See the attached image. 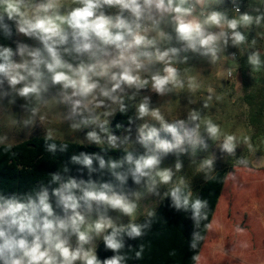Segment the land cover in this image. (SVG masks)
<instances>
[{"label": "clouds", "instance_id": "9594fccd", "mask_svg": "<svg viewBox=\"0 0 264 264\" xmlns=\"http://www.w3.org/2000/svg\"><path fill=\"white\" fill-rule=\"evenodd\" d=\"M242 3L0 0V35L33 41L16 40L14 48L0 44V129L30 135L40 126L44 149L56 155L68 152L67 143L55 142L58 134L65 139L61 126L67 125V134L84 132L83 139H76L81 145L99 149L70 156L68 163L79 166L78 176L70 175L65 164L49 173L46 184L10 195L0 192V264H128L133 246L127 241L152 230L165 200L175 212L189 214L188 247L196 253L192 259H199L213 227L210 205L183 174L182 157L205 182L216 179L217 162L225 157L248 172L264 168V155L256 158L262 151L250 135L238 136L208 114L225 93L206 84L205 69L190 63L198 59L209 65L220 87L234 77L242 87L237 79L241 55L250 75L264 72L256 34L249 39L253 30L264 28V0H249L246 11ZM230 47L238 52H229ZM205 88L198 101L196 94ZM151 93L163 103L153 106ZM182 93L187 105L200 106L170 119L165 109L181 107ZM18 99L23 101L20 116L12 110ZM118 113L127 116V126L115 124L119 135L112 127ZM10 140L0 131V145L10 149ZM213 146L219 156L209 151ZM238 148L248 154L237 157ZM201 152L207 155L201 158ZM170 155L174 164L162 166ZM105 174L110 179L104 180ZM223 179L244 187L236 171ZM143 210L146 218L138 222ZM235 230L245 228L238 223ZM100 242L111 256H98ZM135 248V259H142L144 245Z\"/></svg>", "mask_w": 264, "mask_h": 264}, {"label": "rangeland", "instance_id": "374dc122", "mask_svg": "<svg viewBox=\"0 0 264 264\" xmlns=\"http://www.w3.org/2000/svg\"><path fill=\"white\" fill-rule=\"evenodd\" d=\"M248 2H245L243 5V11L247 10ZM251 3H255L256 0H250ZM230 7V6H229ZM257 36L258 43L257 48L264 54V38H261V35L264 34V28L258 29L255 33L253 30L249 39ZM17 40H21L26 43H33V41L19 36ZM229 52H238L235 48H229ZM192 65H194L197 69H205L202 73L207 76L205 83H213L217 85V91L225 93V98L222 103L214 104L213 109L208 113L213 117V119L217 120L221 123L227 130L234 132L238 136L240 135H250L252 137V142L256 144L262 152H257L256 158H259L261 155H264V72H252L250 75V68L246 63V56H240V68L238 69L237 79L241 83L242 87H239L236 83L235 77L231 81H222L224 87H220L218 82L215 80V73H211V68L205 62L193 59L190 61ZM207 89H203L198 92L195 98L199 101L204 98ZM143 94H150L148 92H144ZM153 106H158L159 103H163V100L159 98L156 94L151 93ZM187 94L182 93L180 96L181 107L176 108H166L165 111L169 114L170 119H175L179 116H182L184 112H186L190 107H199L198 105H187ZM248 97L252 98L255 102V115L252 109V106L248 102ZM175 99V96L171 97ZM167 99V98H165ZM23 103L22 100L17 101V105L13 106V112H15L18 116L23 115L22 110L19 108V104ZM202 104V102H201ZM139 123V121H137ZM0 131H5L9 135L10 144H15L23 139L32 137L34 135H43L44 130L42 127L37 126L34 130H32L31 134H28V130L23 131H8L7 129H0ZM61 131L65 132V139L69 141L77 142L76 139H83L84 132H78L75 134H67L68 129L67 125L61 126ZM87 131V130H84ZM121 134V133H119ZM118 134V135H119ZM56 138H63V134H58ZM211 144V142H209ZM139 147V146H137ZM209 151L216 152L219 156V150L213 146ZM244 152V153H243ZM241 154L247 155V151L243 148L237 149V157ZM200 157L207 155V153L201 152ZM184 160V172L183 174L191 179L193 191L195 187L202 184L205 180L203 178V174H196L194 167H189V161L187 157H182ZM175 157L169 156L164 162L162 166H171L174 164ZM220 166H231L233 167L232 171H236L238 176L240 177L241 182L244 187L240 188L234 186L230 182L226 185L225 194L227 198L230 199L231 205V217L234 219V200L237 203L239 208L237 209V216H241V221L238 222L241 224V227L245 228L244 232H248L250 237L255 238L253 242V247L246 248V253L244 250V255L247 260L252 262H264V223L262 218L256 220L258 215L253 216L252 210L249 205L253 202V198L258 199L259 204L264 203V168L259 170L248 172L241 168L235 167L234 162H232L231 157H225L223 159L218 160L217 167ZM164 189H162L163 191ZM255 218L254 229H252L250 219ZM236 223V224H238ZM253 230V232L251 231Z\"/></svg>", "mask_w": 264, "mask_h": 264}, {"label": "trees", "instance_id": "16d2710c", "mask_svg": "<svg viewBox=\"0 0 264 264\" xmlns=\"http://www.w3.org/2000/svg\"><path fill=\"white\" fill-rule=\"evenodd\" d=\"M249 0H243L244 4ZM17 36L11 40H5L0 35V44H7L15 47ZM248 102L252 106L254 117L255 102L248 97ZM131 114V113H130ZM116 123H122L127 126V116L117 114L113 118L112 127L116 134L120 130L115 129ZM43 135H34L15 144L11 148L7 144L0 145V192L10 195L13 192H25L39 184H46L50 180L49 173L60 171L65 164L71 169L70 175L78 176V165H72L69 162L70 156L79 151H99L95 145L83 146L78 141H66L55 139L56 143H67L68 152L64 154L53 155L44 149ZM6 149H9L6 151ZM15 153V155H13ZM112 155L119 157L121 152H114ZM231 166L217 167L216 179L210 182H203L195 187L194 192L209 201L210 214L209 222L213 216L219 196L224 186V176L226 172L232 171ZM83 178L87 179V172L84 171ZM98 174H93V179H97ZM104 180L110 179L108 174L103 177ZM131 184V181L129 182ZM170 201L165 200L157 207V216L154 219L152 230L140 240H128L127 243L133 246L131 251L127 252L130 257L128 264H195L192 259L196 254L189 250L188 243L192 231V222L187 219L189 214L177 213L168 207ZM143 216L138 222L143 221ZM139 244L144 245L142 259H135V247ZM202 245V244H201ZM201 248V246H200ZM175 252V255L170 253ZM200 249L198 250L199 254ZM110 251H105L103 243H99L98 256L103 259L111 256Z\"/></svg>", "mask_w": 264, "mask_h": 264}, {"label": "crops", "instance_id": "0c3cea01", "mask_svg": "<svg viewBox=\"0 0 264 264\" xmlns=\"http://www.w3.org/2000/svg\"><path fill=\"white\" fill-rule=\"evenodd\" d=\"M56 139H59L60 141L66 140L62 138ZM226 185L227 183H224L218 199L219 201L217 202L210 221L213 225L212 230L207 233L208 238L202 243L200 252L198 254L199 259L196 260L195 264H264V262H252L247 260L246 256L244 255V250L246 253V249L240 248L238 246L239 242H246L249 245L248 247L252 248L255 238L253 237L252 239V237L248 235L249 231L243 233L236 232V223L241 221V216H237V209L239 206H237V203L234 200L235 217L233 219L230 213L232 203L225 194ZM253 199V202L249 205L252 210V215H258L256 220L259 221V219L262 218L264 223V203L259 204L258 199ZM111 215L115 216L116 213H111ZM143 216H146V210H143L139 213L137 221ZM253 216L250 219L252 229H254L253 220H255ZM124 220L127 222V218H124ZM251 231L253 232V230ZM233 245H237L235 249L228 254H225V250H229Z\"/></svg>", "mask_w": 264, "mask_h": 264}, {"label": "built area", "instance_id": "2783aa9c", "mask_svg": "<svg viewBox=\"0 0 264 264\" xmlns=\"http://www.w3.org/2000/svg\"><path fill=\"white\" fill-rule=\"evenodd\" d=\"M229 6H230V5H229ZM243 6H244V5L242 4V8H241L242 11H243Z\"/></svg>", "mask_w": 264, "mask_h": 264}]
</instances>
